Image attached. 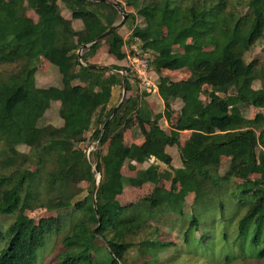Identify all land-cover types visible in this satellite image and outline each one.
<instances>
[{"label": "trees", "instance_id": "trees-1", "mask_svg": "<svg viewBox=\"0 0 264 264\" xmlns=\"http://www.w3.org/2000/svg\"><path fill=\"white\" fill-rule=\"evenodd\" d=\"M25 2L46 6L37 21L27 15ZM117 2L126 19L103 40L107 52L125 64L103 66L87 59L103 42L94 39L121 18L112 3L0 0V214L12 218L0 222V264H36L38 250L53 234L61 246L55 264H152L139 255L169 241L158 239V228L149 234L150 220L171 213L189 217L183 240L191 249L208 238L203 214L217 206L224 213L228 199L240 211L236 240L264 244V113L244 114L251 106L264 109V59L246 58L258 44L264 57V0ZM124 25L128 40L120 33ZM127 43L148 54L154 70H191L180 80L159 77L162 113L148 108L146 90L135 85L133 91ZM43 59L56 67L60 86L38 85L36 67ZM122 82L128 93L108 107ZM173 103L179 104L176 111ZM53 111L60 122H49L46 114ZM174 113L169 129H162L160 118L170 121ZM134 121L143 140L127 145L121 132ZM184 130L190 134L181 140ZM89 141L96 142L92 159ZM170 146L177 147L181 167L172 166ZM124 167L135 174H124ZM163 179L168 189L160 185ZM146 182L152 184L148 198L120 204L125 187ZM224 192L226 199L219 196ZM189 193L194 200L185 211ZM38 208L55 215L35 222L26 211ZM200 225L204 231L194 237ZM99 243L106 256L93 262ZM132 249L138 257L130 255ZM257 249L254 254L264 257V245Z\"/></svg>", "mask_w": 264, "mask_h": 264}, {"label": "rangeland", "instance_id": "rangeland-1", "mask_svg": "<svg viewBox=\"0 0 264 264\" xmlns=\"http://www.w3.org/2000/svg\"><path fill=\"white\" fill-rule=\"evenodd\" d=\"M111 1H121L122 0H111ZM46 6H38V7H31L26 4V10L28 15L36 21L39 17V15L43 12ZM126 9L130 10V8L126 7ZM65 17L69 16V13L67 10H63L62 13ZM121 15V14H120ZM122 18V15H121ZM119 17V22L121 20ZM74 26L76 29H78L79 26H81L80 22L75 21ZM120 29V33L123 34L125 39L128 40L130 29L128 26L124 25ZM104 39V38H103ZM101 39L103 42L101 44H105L104 40ZM100 41V40H99ZM103 45V46H105ZM132 47L130 44H126L124 47V50L126 53H129V50ZM262 45L258 44L255 48L250 50L246 58L248 60L257 57L259 59H264L263 52H262ZM37 70V83L41 87H49L52 85H55L57 83V71L55 68H51L49 63L43 59L41 64L36 67ZM178 75V77H184L186 74L184 72L175 73ZM254 86H259L255 84ZM202 102L204 100V95L201 96L200 99ZM173 106L177 107L178 103H173ZM261 111L264 113L263 108H256V107H249L246 111H244V114L248 116L249 118H253L254 115ZM48 115V116H47ZM48 118H51L49 122H56L58 115L55 113V111L51 112V115L46 114ZM122 135V134H121ZM127 135V134H125ZM124 135V136H125ZM128 137V136H127ZM125 136V143L129 142L128 138ZM94 141L87 142L86 147V154L90 156V159L93 158L91 155V151L93 150ZM86 144V143H84ZM83 144V145H84ZM20 151L26 152L27 147L26 146H19ZM99 151H104V148L102 146H99ZM173 163L177 164L179 157L178 152L174 150L173 152ZM147 164H144L145 167ZM94 169V165H93ZM123 173L126 175H134L135 173L132 171L127 170L125 167L122 169ZM94 179L96 181L99 180V173L95 171L94 173ZM252 177H257V175H252ZM79 186L85 187L86 183L79 182ZM160 185L164 186L165 188H169V182L167 180H161ZM152 189L151 183H144L141 186L138 187H125L123 192L117 196L118 201L121 205H128L131 203H135L138 200L142 198H148ZM220 198H227L228 194L221 193ZM194 200V194L189 193L187 197L185 198V205L184 210H190V206L192 205ZM227 205L224 209V213L222 209L217 207H212L213 209H209L206 211L203 215V217L206 219L204 221V228L206 231H208V238L206 239L205 243L201 244H195L193 243L191 245V249L188 246V244L184 243L183 240V232L186 229V227L189 224L188 218L184 216L181 218L179 215L171 213L166 214L165 216H159L155 220H150L151 228L148 229L149 234H151L153 228H158V239L161 241H169V245L165 248H158L154 251H149L145 255H139V260L143 261L145 259L152 262V264H264V257H260L254 254L258 249V247H261L263 245H255L252 244L250 241V238L247 239L242 244H240V241L243 242L241 239L236 240V234H237V218L239 215L238 210L235 209L233 204L231 203V199H228ZM26 214L30 216L35 222H38L42 219L53 217L55 215L54 211L45 210L42 208L34 209V210H27ZM0 222L3 224H6L8 221H10L12 218L10 215H2L0 214ZM71 217V218H70ZM69 219L71 221L74 220V217L69 216ZM76 219V218H75ZM72 223V222H69ZM203 225L195 231L194 237H200L203 230ZM67 228V226H65ZM64 232V231H63ZM146 234V235H149ZM60 244V236L57 234H53L52 236L48 237L45 242L44 246H42L39 251V256L37 259L36 264H55L56 258L55 254L61 249ZM261 244V243H260ZM99 247H97V250L92 252V261L96 262L100 258L106 256V248L104 244H98ZM2 244H0L1 248ZM132 253H130L131 256L137 255L135 249L131 250ZM243 253H246V255H241ZM225 254H231L233 258L230 257L228 261L225 259ZM255 255V256H254ZM138 257V255H137Z\"/></svg>", "mask_w": 264, "mask_h": 264}, {"label": "crops", "instance_id": "crops-1", "mask_svg": "<svg viewBox=\"0 0 264 264\" xmlns=\"http://www.w3.org/2000/svg\"><path fill=\"white\" fill-rule=\"evenodd\" d=\"M26 4L27 3L25 2V4H24L25 9H26ZM27 15H28V13H27ZM69 17L70 16H68V18ZM73 26H74V23H73ZM80 27L81 26H79L78 28H80ZM74 28L76 29L75 26H74ZM103 45H105V44H101L100 43V46L97 49V51L93 55L88 56V59L87 60L89 62H91L92 64L103 65V66H110L112 64H117V65H124L125 64L124 60L123 61L122 60L121 61L120 60H117L113 55H110L107 52V45H105V46H103ZM51 68H55V70L57 71L56 67L51 66ZM179 72L180 73L181 72H184L186 74V76H184V77H180L179 76L178 77V75L175 74V73H179ZM150 74H151V76L153 78V89H152L151 92H148V94H145L144 99L146 101V104H147L148 108L151 111H154L155 113H162L163 112V109H164V104H163L162 98L160 97V95L157 92V83H158L159 77L160 76H168L173 81L174 80H180V79H183V78L189 76L191 74V70L188 67L179 68V69H175V70H167V69H157V70H154L153 68H151ZM52 86H57V87L60 86L58 71H57V83L55 85H52ZM131 86H132V89L134 91L135 84H134L133 81L131 83ZM127 93L128 92L126 91L125 92V95ZM121 94H122V84L119 85V86H115L113 88L112 93H111V97H110V100H109V103H108V107H111V106H114L115 104H117V102L120 101L119 98H121ZM202 95H204V100L202 102L200 100L201 99V97H200L199 101L201 103H204L206 101L207 97H206L205 94H202ZM53 104H54L53 106H57L58 105L57 102H54ZM172 107L176 111L179 108V104H178L177 107L173 106V104H172ZM174 120H175V113L172 116V118H171L170 121H168L165 117L160 118L159 125H160V127L162 129H164V130L167 131L169 129V124L171 122H174ZM57 122H60V119H58ZM135 125H136V123L134 121L132 123V125H131V128H127L126 130H124V131L121 132V134H122L121 135V138H122L123 143H125V139H124L125 136L126 137L128 136L127 138L129 140L128 143L127 142L125 143L127 145L130 144V143H132V142H134V143H141L142 142L143 137L140 135V133L137 132V129H136V126ZM125 134H127V135H125ZM189 134H190V131H188V130L181 131L180 132V139L181 140L186 139L189 136ZM174 150H176L178 152V149H177L176 146H170V147H167L166 148V152L169 153V155L172 158V160H171L172 166L175 167V168H178V167H181V159H180V156H179V153H178V157H179L178 163L177 164H174L173 163V161H174L173 160V152H174ZM144 164H146V163H143V165ZM159 165L163 169H166L167 168V166L164 165V164H162V163H159Z\"/></svg>", "mask_w": 264, "mask_h": 264}, {"label": "built area", "instance_id": "built-area-1", "mask_svg": "<svg viewBox=\"0 0 264 264\" xmlns=\"http://www.w3.org/2000/svg\"><path fill=\"white\" fill-rule=\"evenodd\" d=\"M130 48L129 53H126V57L131 69L132 81L140 91L146 90L147 92H151L153 89V78L150 74L151 66L147 59L148 54L136 49L135 46ZM120 72L122 73V71Z\"/></svg>", "mask_w": 264, "mask_h": 264}, {"label": "water", "instance_id": "water-1", "mask_svg": "<svg viewBox=\"0 0 264 264\" xmlns=\"http://www.w3.org/2000/svg\"><path fill=\"white\" fill-rule=\"evenodd\" d=\"M106 1L112 3V5L118 9V12H119V14L122 15V18H121V20L119 22H116V23L112 24L108 29H106L103 33H101L98 37H96L94 39V41H99V40L105 38L110 32H112L120 23H122L126 19V13L123 12V10L120 8L118 2L111 1V0H106ZM83 47H85V44H83L78 49V51H77L78 57H80V55H81V49ZM125 92H126V86H125L124 82H122V94H121V98H120V101L119 102H121L123 100V98L125 97ZM114 111H115V108L112 109L110 116L114 113ZM110 116L106 119L105 122H107L109 120ZM99 178H100V174H99ZM98 181L94 180V187H93V207H94V209H95V198H94V194H95V191H96V188H97ZM95 211H96V209H95ZM99 223H100V218L98 217V224Z\"/></svg>", "mask_w": 264, "mask_h": 264}]
</instances>
